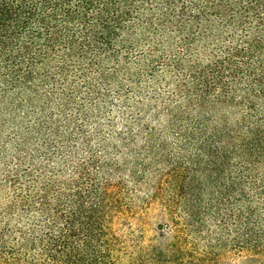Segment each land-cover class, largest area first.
<instances>
[{
    "label": "trees",
    "instance_id": "trees-1",
    "mask_svg": "<svg viewBox=\"0 0 264 264\" xmlns=\"http://www.w3.org/2000/svg\"><path fill=\"white\" fill-rule=\"evenodd\" d=\"M229 252L264 264V0H0V264Z\"/></svg>",
    "mask_w": 264,
    "mask_h": 264
},
{
    "label": "rangeland",
    "instance_id": "rangeland-1",
    "mask_svg": "<svg viewBox=\"0 0 264 264\" xmlns=\"http://www.w3.org/2000/svg\"><path fill=\"white\" fill-rule=\"evenodd\" d=\"M146 208V207H145ZM165 220L161 217L156 205L149 206L142 210L136 217H127L125 220H120L114 224L117 229L120 243L124 252L130 251L132 247L145 245L154 239L159 231L160 225L164 226ZM130 245H134L131 246ZM128 253V252H126ZM127 254H121L122 263L128 261ZM242 256L236 252H229L223 257V261L228 264L237 263Z\"/></svg>",
    "mask_w": 264,
    "mask_h": 264
}]
</instances>
